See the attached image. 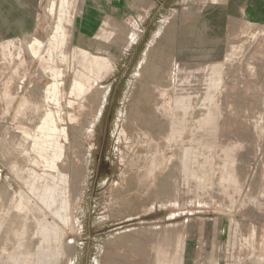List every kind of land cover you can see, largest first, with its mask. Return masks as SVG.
I'll use <instances>...</instances> for the list:
<instances>
[{"label":"rangeland","instance_id":"374dc122","mask_svg":"<svg viewBox=\"0 0 264 264\" xmlns=\"http://www.w3.org/2000/svg\"><path fill=\"white\" fill-rule=\"evenodd\" d=\"M0 264H264V0H0Z\"/></svg>","mask_w":264,"mask_h":264},{"label":"bare ground","instance_id":"6f19581e","mask_svg":"<svg viewBox=\"0 0 264 264\" xmlns=\"http://www.w3.org/2000/svg\"><path fill=\"white\" fill-rule=\"evenodd\" d=\"M62 6H63V5H62ZM64 11H65V10H64ZM245 14H246V13H245ZM246 15H247V14H246ZM250 21H251V20H250ZM168 33H169V32H168ZM169 34H170V33H169ZM169 38H171V37H169ZM168 41H169V39H168ZM168 43H170V42H168ZM161 45H162V44H161ZM155 49H156V47H155ZM166 50H167V49H166ZM155 52H156V51H155ZM151 53H152V52H151ZM164 53H165V52H164ZM167 53H168V52H167ZM158 55H159V54H158ZM161 55H162V54H161ZM152 56H154V55H152ZM164 56H165V55H164ZM158 58H159V56H158ZM150 65H151V64L149 63L148 66H150ZM148 66H147V67H148ZM153 69H154V68H153ZM153 69H152L151 72H153ZM155 69H156V68H155ZM158 69H159V66H158ZM158 69H157V70H158ZM147 70H148V68H147ZM147 72H148V71H147ZM151 72H150V73H151ZM154 72H155V71H154ZM156 72H157V71H156ZM144 74H145V73H144ZM151 75H152V73H151ZM151 75H150V76H151ZM153 75H154V73H153ZM153 75H152L151 78L154 77ZM155 75H156V74H155ZM165 77H166V76H165ZM154 78H155V77H154ZM161 78L163 79V77H161ZM155 79H156V78H155ZM164 79H165V78H164ZM164 79H163V80H164ZM158 80H159V79H158ZM160 80H161V79H160ZM150 81H151V80H150ZM154 81H155V80H154ZM155 82H157V81H155ZM162 83H163V81H162ZM137 94H138V93H137ZM137 94H135V95L137 96ZM138 96H139V95H138ZM138 96H137V97H138ZM146 97H147V96H145V98H146ZM145 98H144V99H145ZM146 99H149V98H146ZM140 100H141V98H140ZM137 101H138V100H136V102H137ZM147 101H148V100H147ZM140 103H141V102H140ZM138 104H139V102H138ZM138 104H137V105H138ZM141 107H142V106H141ZM134 108H135V107H134ZM136 109H137V108H136ZM213 112H214V111L211 109V107H209V109H208V114H209L210 117L213 116ZM59 113H60V112H59ZM142 113H144V112H142ZM144 114H145V113H144ZM136 115H138V114H136ZM139 116H140V115H139ZM136 119H137V118H136ZM57 120H58V119H57ZM196 122H197V121H196ZM56 123H57V122H56ZM210 123H211V122H210ZM203 130H204V129H203ZM203 130H202V131H203ZM206 132H207V131H206ZM210 132L212 133V131H209V133H210ZM66 133H67V132H66ZM200 133H201V132H200ZM209 133H208V134H209ZM197 135L199 136V133H198ZM197 135H196V136H197ZM204 135H205V134H204ZM205 136H207V135H205ZM210 136H211V135H210ZM62 137H63V136H62ZM66 137H67V136H66ZM193 139H194V138H193ZM206 139H207V138H206ZM63 140H64V139H63ZM67 140H68V139H67ZM208 140H209V138H208ZM59 142H60V141H59ZM61 143H62V142H61ZM63 143H64V142H63ZM207 143H208V142H207ZM64 144H65V143H64ZM64 146H65V145H64ZM65 148H66V147H65ZM60 166H61V165H60ZM69 166H70V165H69ZM58 168H59V167H58ZM66 169H67V168H66ZM51 173H52V172H51ZM53 173H54V172H53ZM53 204H54V203H53Z\"/></svg>","mask_w":264,"mask_h":264}]
</instances>
